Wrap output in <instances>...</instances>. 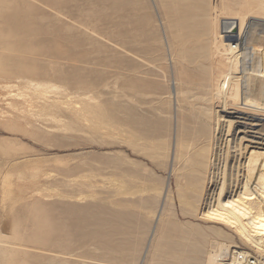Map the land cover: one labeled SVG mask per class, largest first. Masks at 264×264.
I'll return each instance as SVG.
<instances>
[{"label": "rangeland", "instance_id": "374dc122", "mask_svg": "<svg viewBox=\"0 0 264 264\" xmlns=\"http://www.w3.org/2000/svg\"><path fill=\"white\" fill-rule=\"evenodd\" d=\"M260 2L0 0V39L48 55L2 52V69L32 67L34 80L99 92L118 132L76 127L63 105L64 125L33 118L0 90V195L4 183L24 198L0 220L13 264H214L220 226L198 210L202 110L210 117L218 97H250L245 22Z\"/></svg>", "mask_w": 264, "mask_h": 264}, {"label": "bare ground", "instance_id": "6f19581e", "mask_svg": "<svg viewBox=\"0 0 264 264\" xmlns=\"http://www.w3.org/2000/svg\"><path fill=\"white\" fill-rule=\"evenodd\" d=\"M258 8V13L254 11L253 5L248 8V18L245 22V42L250 44L246 54L247 69L244 76L251 86L250 97H233L234 102H224L222 97H218V102L214 104L218 108L215 111L218 114H212L210 117L207 116V106L202 110L204 121L200 126V146L197 153L198 210L202 219L220 226L219 229H211L215 235L211 251L215 258L214 264H264V116L260 115L264 110V97H256L260 85L257 83L264 80V0H261ZM42 51L41 48L36 49L29 45L15 46L6 39H0V56L3 55L2 52L48 56ZM62 58L69 61L77 59H70L66 54H63ZM33 71L34 68L27 66H15L6 70L2 69L0 63V90L14 91L11 100L23 105L24 114L38 119L47 118L56 125H64V120L62 122L58 113V108L63 105L70 112L73 120L71 121L76 127L87 131L104 130L106 134H118L103 117L98 103L99 92L70 90L64 83L60 85L53 80L37 81L31 76ZM226 104L238 106V109H242V114L235 110H224ZM242 104L244 107H240ZM8 107L15 109L12 103H9ZM244 110H248L247 114ZM225 114L232 116L227 120L220 118L219 128L207 124V120L213 121L218 118L217 115L223 117ZM241 120L243 121L240 122ZM238 127L242 130L233 131ZM249 133L259 138L248 139ZM246 139L249 140L247 143L244 141ZM254 140L259 143H254ZM15 160H11L10 165L19 166L21 162ZM23 199L14 197L3 183L0 220L10 214L9 212ZM3 235L0 231V264H11V261L13 264L11 254L15 251L13 247H7L12 243L8 236ZM254 252L260 255L261 259L256 258Z\"/></svg>", "mask_w": 264, "mask_h": 264}]
</instances>
